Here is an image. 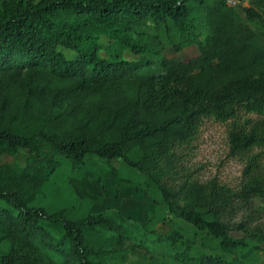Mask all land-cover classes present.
Returning a JSON list of instances; mask_svg holds the SVG:
<instances>
[{
  "label": "trees",
  "instance_id": "16d2710c",
  "mask_svg": "<svg viewBox=\"0 0 264 264\" xmlns=\"http://www.w3.org/2000/svg\"><path fill=\"white\" fill-rule=\"evenodd\" d=\"M230 1L11 0L0 6V161L29 155L22 170L0 163V264H127L134 255L160 264H231L227 255L236 251L264 250L262 230H250L246 220L232 224L240 208L264 207V0H251V8ZM195 7L206 10L209 28L195 42L198 56L144 64L123 59L128 49L139 53L147 23L167 36L192 34ZM100 36L112 42L108 60L100 57ZM182 50L175 45L177 54ZM205 120L230 125V154L244 164L241 186L188 176L181 207L162 181L167 169L177 171L180 150ZM57 156L81 165L99 159L100 181H111L118 200L129 196L126 189L146 192L226 256H193L180 231L157 235L123 213L77 217L72 209L49 214L36 207L61 168ZM70 182L81 200H99L80 180ZM232 232L245 237L233 239ZM157 245L167 252L156 260Z\"/></svg>",
  "mask_w": 264,
  "mask_h": 264
},
{
  "label": "rangeland",
  "instance_id": "374dc122",
  "mask_svg": "<svg viewBox=\"0 0 264 264\" xmlns=\"http://www.w3.org/2000/svg\"><path fill=\"white\" fill-rule=\"evenodd\" d=\"M42 0H37V2ZM3 2V3H1ZM6 2V3H4ZM11 0H0V6L10 4ZM232 6L241 5L243 8H251V0L229 2ZM240 16L245 19V14L240 10ZM194 26L195 31L192 34L179 36L176 33L166 35L164 30L157 28L151 23H147L140 31L139 53L134 50H126L123 59L128 62L144 64L145 61H157L160 57L179 56L184 60H189L198 56L199 50L195 42L204 41L209 35V28L206 22V10L202 7L194 8ZM191 42V43H189ZM99 43L102 47L100 57L108 60L109 49L112 45L107 36H100ZM180 43L183 50L177 54L174 51L176 44ZM69 58L74 59L76 55L67 50H62ZM229 124H221L213 120H205L195 139L180 150L177 171L166 170V177L163 179V186L173 195L176 203L183 207L186 202L185 196L181 193V187L188 176L202 184H207L213 180H218L223 185L238 190L242 182V171L244 164L240 158L232 157L230 154ZM28 152L21 151L16 157L4 156L0 163L10 164L18 170H22L28 160ZM61 163L58 169L51 177L49 182L44 186L43 196L35 204L36 207H42L49 214H54L60 210L72 209L77 217H86L95 214L117 215L123 213L133 224L148 227V230H155L157 235H167L174 230L180 231L184 240L191 242L193 256H199L208 252L212 256H226L217 248V244L211 237L202 235L195 231L193 227L183 222L176 215L167 212L165 205H157L147 197L144 191L137 189H126L129 196L123 200L117 199V191L110 180L103 179L104 164L97 158L86 161L84 165L68 161L61 156H57ZM112 166L116 169L123 170L121 161H114ZM72 179H78L86 189L97 196L99 200H81L71 185ZM264 207L255 206L252 210L240 208L237 211L235 222L240 223L244 220L251 223L250 230H262L259 237L264 239ZM254 220L251 222V218ZM233 239H243L245 236L238 232H232ZM261 247L264 249V243ZM157 251L163 252L160 245H157ZM167 251L157 256L162 259ZM27 256L36 259L30 253ZM151 255L147 257L130 256L127 264H160L161 261H149ZM231 264H264V250L257 252L254 247L247 250H239L233 254L227 255ZM160 262V263H159ZM19 264H26L20 261ZM32 264H39L32 261ZM180 264V263H178Z\"/></svg>",
  "mask_w": 264,
  "mask_h": 264
}]
</instances>
